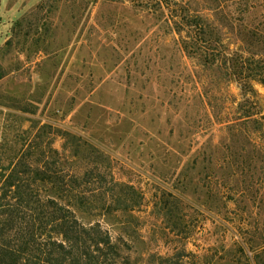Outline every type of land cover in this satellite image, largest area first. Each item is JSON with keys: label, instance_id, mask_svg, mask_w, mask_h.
<instances>
[{"label": "rangeland", "instance_id": "1", "mask_svg": "<svg viewBox=\"0 0 264 264\" xmlns=\"http://www.w3.org/2000/svg\"><path fill=\"white\" fill-rule=\"evenodd\" d=\"M256 1L0 0L6 203L41 167L47 197L123 244L118 264H264ZM198 15L220 37L213 66L185 49Z\"/></svg>", "mask_w": 264, "mask_h": 264}, {"label": "trees", "instance_id": "2", "mask_svg": "<svg viewBox=\"0 0 264 264\" xmlns=\"http://www.w3.org/2000/svg\"><path fill=\"white\" fill-rule=\"evenodd\" d=\"M242 1L250 12L259 6L256 0ZM195 17L193 24L199 32L195 33V37L189 36L190 41L196 42H186L185 49L204 56L211 66L218 64L212 43L220 41V37H213L208 18L201 15ZM193 24L186 23V26L192 27ZM247 37L256 39V35L251 31ZM240 64L241 68H244V63ZM251 80L264 84V78L258 77V74L252 75L245 82L250 85ZM16 165L18 167L22 162H17ZM247 166L251 167L252 161H249ZM13 174L5 181L0 177V264H118V258L124 250L123 244L103 230L100 224H86L81 221L71 204L61 203L52 196L47 197L40 186H36L51 177L41 167L27 172L25 180L28 184L17 186L20 202L17 208L12 209L6 203V198L11 186L15 184L11 181ZM1 175L3 173H0ZM15 222L18 238L16 239L15 233L9 238L6 237L5 231L9 225L15 228ZM15 239L17 245L12 244Z\"/></svg>", "mask_w": 264, "mask_h": 264}]
</instances>
